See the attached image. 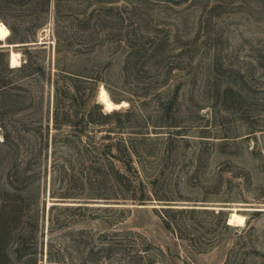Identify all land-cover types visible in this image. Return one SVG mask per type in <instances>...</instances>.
Here are the masks:
<instances>
[{"label": "rangeland", "instance_id": "rangeland-1", "mask_svg": "<svg viewBox=\"0 0 264 264\" xmlns=\"http://www.w3.org/2000/svg\"><path fill=\"white\" fill-rule=\"evenodd\" d=\"M0 22V264H264V0H0ZM102 88L128 105L91 123Z\"/></svg>", "mask_w": 264, "mask_h": 264}, {"label": "trees", "instance_id": "trees-1", "mask_svg": "<svg viewBox=\"0 0 264 264\" xmlns=\"http://www.w3.org/2000/svg\"><path fill=\"white\" fill-rule=\"evenodd\" d=\"M0 53H3V52H0ZM6 69L8 71L12 70V68H10L9 66H7ZM95 109H96V107H95ZM97 109H99V108H97ZM95 113H97V118H98L97 120L110 119V115H108V113H105L104 110H103V112H101V111L93 112L91 114V116H90V114L88 116L91 119V123H93V122L95 123L96 122L94 119L91 118ZM56 120H57V113L54 114L55 123H57ZM65 143H69V140H66ZM80 143L82 145V151H83V153H85V155L82 154V155H80L77 158V163L80 165V169L83 170L84 159L86 158V156L88 158V153H91L93 151L94 152V156H93L94 159L106 158L108 160L109 165L108 164L107 165L109 166L110 171L116 177H121V178L125 177L124 175L120 174L115 168L114 162L112 161L113 159H115V155L112 154L111 147H109V146L106 147V149H107V151L109 153L108 152L107 153H103V152L99 151V149H95V147L92 148V147L86 145L84 142H80ZM121 144H123V141H121L119 143L120 149H118V153L120 154L119 158H121L122 160L130 161L132 159V156H137L138 155L137 151H135V148L132 147L133 150L132 149L130 150L128 145H127V143H126V146L125 145H121ZM53 149L55 151V146H53ZM54 154H55V152H54ZM138 159H139V161H141V158L139 156H138ZM66 162H68V161H66ZM95 162H96L95 166L100 165L99 161H95ZM53 164H54V167H56L59 164L57 162V159L54 160ZM64 165H66V163L61 164V167L65 168ZM71 169H73V172H74L75 171V165H72ZM96 169H99V168L96 167ZM54 194H55L54 192L51 193V195H54ZM63 194L69 195V193H63ZM196 213H198V212H191V214H193V215H195ZM172 214H174V216L171 219H169L170 216H168V217L165 216V219L167 220L166 222L168 224V227L171 230L175 231V233L178 236H180V237L186 236L189 233V229H187V227H185V225L182 224L180 218H178L179 216L183 215L184 213L183 212H181V213L179 212V214H177V213H172ZM186 214H188V213H186ZM5 257L8 258V254H5Z\"/></svg>", "mask_w": 264, "mask_h": 264}, {"label": "bare ground", "instance_id": "bare-ground-1", "mask_svg": "<svg viewBox=\"0 0 264 264\" xmlns=\"http://www.w3.org/2000/svg\"><path fill=\"white\" fill-rule=\"evenodd\" d=\"M11 36L10 29L4 24L0 22V48L4 49L5 47H12L15 45L8 44V39ZM11 68H15L19 66L20 62V56L18 53L11 51L10 57H9ZM21 63V62H20ZM98 102L101 104V106L104 109L105 113H112L114 111H118L122 109L123 107H126L128 105L127 102H121V103H115L112 101V99L109 96V93L102 88ZM229 225H244L246 222V219L243 215L239 214L238 210H233L232 214L229 218Z\"/></svg>", "mask_w": 264, "mask_h": 264}, {"label": "water", "instance_id": "water-1", "mask_svg": "<svg viewBox=\"0 0 264 264\" xmlns=\"http://www.w3.org/2000/svg\"><path fill=\"white\" fill-rule=\"evenodd\" d=\"M5 48H11V47H5Z\"/></svg>", "mask_w": 264, "mask_h": 264}]
</instances>
